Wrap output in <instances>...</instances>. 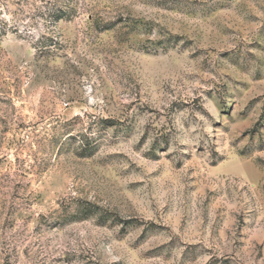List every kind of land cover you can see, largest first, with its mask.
Here are the masks:
<instances>
[{
    "label": "rangeland",
    "instance_id": "1",
    "mask_svg": "<svg viewBox=\"0 0 264 264\" xmlns=\"http://www.w3.org/2000/svg\"><path fill=\"white\" fill-rule=\"evenodd\" d=\"M0 264H264V0H0Z\"/></svg>",
    "mask_w": 264,
    "mask_h": 264
}]
</instances>
